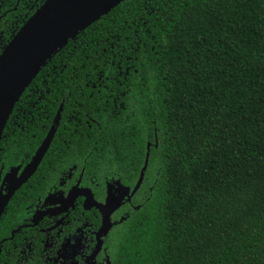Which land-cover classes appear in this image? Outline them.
I'll use <instances>...</instances> for the list:
<instances>
[{
	"label": "trees",
	"instance_id": "16d2710c",
	"mask_svg": "<svg viewBox=\"0 0 264 264\" xmlns=\"http://www.w3.org/2000/svg\"><path fill=\"white\" fill-rule=\"evenodd\" d=\"M45 1L0 0L11 9L0 55ZM61 106L0 240L74 166L105 197L112 179L135 189L149 152L139 207L113 234L112 264H264V0L122 3L25 90L0 143L4 173L31 161Z\"/></svg>",
	"mask_w": 264,
	"mask_h": 264
},
{
	"label": "flooded vegetation",
	"instance_id": "af4514ba",
	"mask_svg": "<svg viewBox=\"0 0 264 264\" xmlns=\"http://www.w3.org/2000/svg\"><path fill=\"white\" fill-rule=\"evenodd\" d=\"M2 7L0 6V43L4 40L5 31L3 29L7 26L8 21L6 20L11 13L9 8L1 11ZM33 158L26 164L22 163L17 167L9 168L7 171H11L7 173L3 172L4 167L0 169V198H4L9 191L11 175L16 172L20 176ZM76 170L77 166H74L69 173L61 175L57 186L48 192L46 196L37 199L32 207L26 209V217L28 219L25 220L24 224L12 230L9 238L0 240V264H91L92 262L94 264H112L111 245L117 239L113 234L115 230L116 234L122 232V229L118 227L122 223H120V220L128 216L130 210H135L139 207L136 205L138 202L136 194H132L134 188L128 185L120 186L119 181H116L117 179H112L110 182H106L105 197H96L93 191L95 182L91 181L87 184L83 180V171L79 175H75L73 172ZM7 174L8 176L6 177ZM27 183L10 199L0 221L13 200H15L16 194ZM110 188L114 198H118L127 188L129 189V195L125 196L121 208L111 215L112 229L108 235L98 239V232L104 226L103 213L96 207L89 210L85 208L87 199L85 191H91L93 199L97 203L105 204ZM74 193L79 195L71 199ZM98 220L99 228L96 227ZM100 240L103 243L102 249L95 260L90 261L89 259L97 250ZM7 241L15 242L12 244L14 249L11 245L5 244ZM5 248L9 250L12 248V252H7L6 254L9 258L3 260L2 258L6 256Z\"/></svg>",
	"mask_w": 264,
	"mask_h": 264
},
{
	"label": "water",
	"instance_id": "95a60500",
	"mask_svg": "<svg viewBox=\"0 0 264 264\" xmlns=\"http://www.w3.org/2000/svg\"><path fill=\"white\" fill-rule=\"evenodd\" d=\"M128 1L131 0H46L29 18L0 56V143L16 104L46 63L81 31ZM62 110L63 106L58 111L49 134L36 152L32 162L20 176L16 172L11 175L9 191L4 198H0V218L10 199L35 174L48 153L59 129ZM150 148L149 145L148 151ZM149 156L148 152L145 166L133 195L139 191L143 184ZM85 193L87 196L85 208L89 210L96 207L103 213L104 226L98 232V239H102L112 229L111 215L121 208L125 196L129 195V189L127 188L118 198H114L110 188L105 204L97 203L93 199L91 191H85ZM78 195L74 193L71 199ZM102 246L103 243L100 240L97 250L89 259L90 261L95 260Z\"/></svg>",
	"mask_w": 264,
	"mask_h": 264
}]
</instances>
